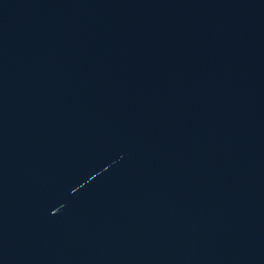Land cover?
<instances>
[{
    "label": "water",
    "instance_id": "obj_1",
    "mask_svg": "<svg viewBox=\"0 0 264 264\" xmlns=\"http://www.w3.org/2000/svg\"><path fill=\"white\" fill-rule=\"evenodd\" d=\"M0 264H264V0H0Z\"/></svg>",
    "mask_w": 264,
    "mask_h": 264
}]
</instances>
